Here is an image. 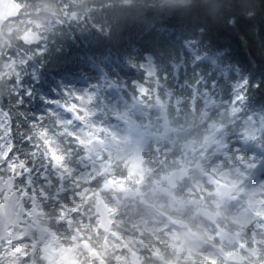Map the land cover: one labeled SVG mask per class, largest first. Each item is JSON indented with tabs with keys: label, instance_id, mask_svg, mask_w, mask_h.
<instances>
[{
	"label": "clouds",
	"instance_id": "1",
	"mask_svg": "<svg viewBox=\"0 0 264 264\" xmlns=\"http://www.w3.org/2000/svg\"><path fill=\"white\" fill-rule=\"evenodd\" d=\"M0 264H264V0H0Z\"/></svg>",
	"mask_w": 264,
	"mask_h": 264
}]
</instances>
